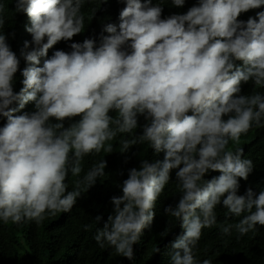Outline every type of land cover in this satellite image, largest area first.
Wrapping results in <instances>:
<instances>
[{
  "label": "clouds",
  "instance_id": "9594fccd",
  "mask_svg": "<svg viewBox=\"0 0 264 264\" xmlns=\"http://www.w3.org/2000/svg\"><path fill=\"white\" fill-rule=\"evenodd\" d=\"M86 2L14 0L15 12L29 18L25 30L35 46L28 50L24 42L22 70L7 43L0 3V119L6 118L0 127V221L39 224L46 215L70 212L105 175L107 162L94 165L71 191L69 171L79 177L84 157L112 153L109 141L139 128L120 141V153L146 143L163 158L144 159L129 170L94 240L133 261L134 245L153 223L156 202L175 170L180 196L164 211L183 231L171 244L170 264H212L197 261L194 249L203 229L216 224L217 206L227 210L226 220L240 218L221 227L224 235L264 227V188L238 194L253 161L243 158V148H229L253 124L264 126V93L258 91L264 89V11L239 19L264 7V0H197L185 13L164 18L161 3L117 0L124 4L119 23L103 27L107 35L99 46L85 38L48 57L54 45L84 32ZM185 3L171 0L177 8ZM41 57L48 58L39 66ZM18 71L23 79L16 92ZM250 81L253 93L241 94ZM29 103L34 111L16 115ZM213 172L219 175L206 179Z\"/></svg>",
  "mask_w": 264,
  "mask_h": 264
},
{
  "label": "trees",
  "instance_id": "16d2710c",
  "mask_svg": "<svg viewBox=\"0 0 264 264\" xmlns=\"http://www.w3.org/2000/svg\"><path fill=\"white\" fill-rule=\"evenodd\" d=\"M5 5L4 32L7 34V43L20 58V70L26 66V62L21 56L24 42H29V49L35 47L31 44L32 37L25 30V26H30L29 18L26 14L16 13L14 0H0ZM153 3H161L165 17L173 13H185L188 8L197 3V0H186L183 7H173L171 0H153ZM124 4L117 0H90L86 2L81 12L85 15V32L92 33L94 28L101 26L119 16V11ZM93 13L95 15L93 16ZM162 15V18H164ZM14 33V36L11 35ZM92 36L91 38H94ZM87 38V37H85ZM46 42V39H45ZM57 43L49 49L48 57L53 54ZM67 49L71 50L70 44ZM48 57H41L43 60ZM237 64L241 62L237 61ZM23 77L20 71L16 73L14 91L18 92L22 87ZM264 93V89H258ZM253 93L251 81L242 84V93L250 95ZM12 107H17L16 104ZM34 111V105L29 103L16 115L24 112ZM6 123V118L0 119V127ZM70 123L66 121L65 124ZM143 124V117L140 118ZM141 130L134 129L132 134H118L112 144L113 152H101L84 157L82 162L83 171L79 177H75L69 171L66 183L68 190H73L76 180L82 179L94 165L101 160L107 162L104 169L105 175L97 179L94 186L82 193L76 205L68 213H57L54 216L46 215L45 219L37 224L34 221H24L19 224L9 222L4 224L0 221V264H170L171 244L182 234L179 221L176 218L165 214V206L175 205L180 193L177 189L175 180V170L172 172V180L165 186L162 194L158 198L155 206V219L146 229L137 244L134 245L135 259H128L117 255L110 247L100 248L94 236L98 228L103 227L108 215L113 213L114 205L111 199L114 196L122 195V182L127 179L131 168L139 169L142 160L150 162L155 159H162L163 153L155 156L148 144H136L127 153L121 154L122 139H132ZM229 148H243V158L253 161L254 170L249 175L248 180H241V187L238 194L243 195L248 187L254 191L264 188V126L252 128L246 135L241 137L240 143L229 142ZM218 172L210 173L206 179L218 176ZM217 222L211 228L203 229L201 239L194 249L197 261L202 262L209 259L212 264H264V227H258L255 233L249 232L245 236H239L235 228L230 235H224L221 227L227 223L235 224L240 219L232 217L226 220V209L223 206L216 208ZM101 216L102 220L98 223L95 218ZM25 251V255L21 252ZM159 249V252L156 251Z\"/></svg>",
  "mask_w": 264,
  "mask_h": 264
},
{
  "label": "rangeland",
  "instance_id": "374dc122",
  "mask_svg": "<svg viewBox=\"0 0 264 264\" xmlns=\"http://www.w3.org/2000/svg\"><path fill=\"white\" fill-rule=\"evenodd\" d=\"M258 11H264V7H261L260 9H255V10H251L247 13H244L242 14L239 19L241 20H247L250 16L252 17H255L256 15V12ZM180 14V13H179ZM164 16V14H162ZM165 17V16H164ZM107 23H116L118 24L119 23V20H118V16L109 20V21H106L105 23H103L101 26H105ZM107 35V33H103L102 30L99 28V27H96L94 28L93 32L92 33H87V32H83L81 34H78L76 35L72 41H69V42H64V41H61L60 44L58 46L55 47L54 51L55 50H64V51H71V50H68L67 49V45H69L70 43L72 42H83V40L85 39V37L87 38H91L92 36H95V41H96V46H99L100 44V40H101V35ZM53 51V52H54ZM111 115H115V113H111ZM28 250V249H22L21 252L23 253V255H25V251Z\"/></svg>",
  "mask_w": 264,
  "mask_h": 264
}]
</instances>
